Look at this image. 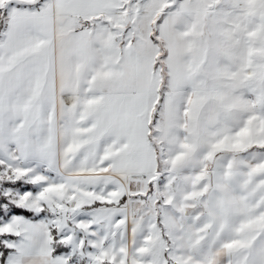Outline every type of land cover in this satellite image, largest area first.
I'll return each instance as SVG.
<instances>
[{"label":"snow or ice","instance_id":"6c2138e0","mask_svg":"<svg viewBox=\"0 0 264 264\" xmlns=\"http://www.w3.org/2000/svg\"><path fill=\"white\" fill-rule=\"evenodd\" d=\"M0 264H264V0H0Z\"/></svg>","mask_w":264,"mask_h":264}]
</instances>
